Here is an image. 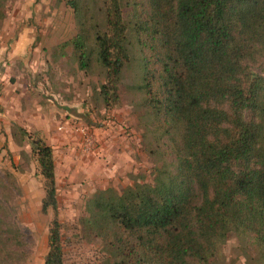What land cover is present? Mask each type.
<instances>
[{"label": "trees", "instance_id": "trees-1", "mask_svg": "<svg viewBox=\"0 0 264 264\" xmlns=\"http://www.w3.org/2000/svg\"><path fill=\"white\" fill-rule=\"evenodd\" d=\"M67 4L80 26L73 55L81 69L105 71L106 105L138 57L148 152L163 155L151 183L90 201L87 227L104 241L108 264H219L232 235L264 264V0ZM24 136L43 179L41 210L53 213L44 264H64L53 150ZM5 240L19 245L18 231Z\"/></svg>", "mask_w": 264, "mask_h": 264}, {"label": "rangeland", "instance_id": "rangeland-1", "mask_svg": "<svg viewBox=\"0 0 264 264\" xmlns=\"http://www.w3.org/2000/svg\"><path fill=\"white\" fill-rule=\"evenodd\" d=\"M67 1L0 0V119L20 117L32 127L15 125L44 140L33 125L42 116L48 133L54 131L48 144L64 264H108L104 241L87 227L90 201L103 191L121 194L134 183H151L163 155L148 152L154 138L136 89L138 57L123 70L118 101L106 105L100 95L105 71L94 63L83 70L73 55L71 40L80 26ZM129 11L124 9L125 17ZM15 125L0 120V264H44L53 213L41 210L43 179L29 141L24 143ZM16 230L19 245L14 246L5 238ZM219 264L254 262L232 235Z\"/></svg>", "mask_w": 264, "mask_h": 264}, {"label": "crops", "instance_id": "crops-1", "mask_svg": "<svg viewBox=\"0 0 264 264\" xmlns=\"http://www.w3.org/2000/svg\"><path fill=\"white\" fill-rule=\"evenodd\" d=\"M17 110H19V109H17ZM8 114V113H7ZM12 114H15V115H18L19 116V112H14V113H12ZM29 115V114H28ZM23 116H24V114H23ZM27 116V115H26ZM39 116V115H38ZM42 116H40V117H37V119L36 120H34L33 121V125L34 126H36V128H34L35 130L34 131H38L39 133H40V135H42L43 136V138H44V140H45V142L47 143V145H49L48 143H49V138L51 137V133L50 132H54L53 130H50L49 131V133H48V127H46V126H44L43 125V119H39V118H41ZM31 118V117H30ZM1 120V122H3L4 124H6V123H8V124H12V125H15V124H21L20 122L22 121V119L19 117V119L18 120H16V121H8V120H5V119H0ZM24 123V124H23ZM26 122H22V124H21V126H23V125H27V124H25ZM27 126H29V127H32V126H30V124H28ZM17 130H20V132H21V130L22 131H24V133H26V131L24 130V129H22V128H20V127H18L17 125H15L14 126ZM19 128V129H18ZM45 128H46V130H45ZM23 134V132H21V135ZM23 135H26V134H23ZM26 137V136H25ZM24 143H26L27 145H28V142H27V138L25 139L24 138ZM50 146V145H49ZM52 148V147H51ZM52 150H53V148H52Z\"/></svg>", "mask_w": 264, "mask_h": 264}]
</instances>
